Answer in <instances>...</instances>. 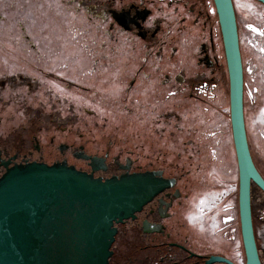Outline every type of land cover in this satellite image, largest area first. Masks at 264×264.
<instances>
[{"label": "flooded vegetation", "instance_id": "obj_1", "mask_svg": "<svg viewBox=\"0 0 264 264\" xmlns=\"http://www.w3.org/2000/svg\"><path fill=\"white\" fill-rule=\"evenodd\" d=\"M37 1L38 39L25 31L21 58L0 64V175L34 161L104 179L155 172L170 185L115 223L109 264H206L212 256L245 264L237 193L231 210L218 194L230 82L215 0ZM232 2L245 120L248 110L261 118L262 164L248 140L264 177V3ZM32 12L29 5L28 21ZM8 102L17 106L8 111Z\"/></svg>", "mask_w": 264, "mask_h": 264}, {"label": "water", "instance_id": "obj_2", "mask_svg": "<svg viewBox=\"0 0 264 264\" xmlns=\"http://www.w3.org/2000/svg\"><path fill=\"white\" fill-rule=\"evenodd\" d=\"M264 3V0H259ZM230 82V123L238 167V207L245 264H262L252 187L264 177L250 149L244 112V68L232 0H215ZM155 172L108 178L67 163L27 162L0 175V264H109L115 223L135 217L169 186ZM233 262L212 256L215 261Z\"/></svg>", "mask_w": 264, "mask_h": 264}, {"label": "rangeland", "instance_id": "obj_3", "mask_svg": "<svg viewBox=\"0 0 264 264\" xmlns=\"http://www.w3.org/2000/svg\"><path fill=\"white\" fill-rule=\"evenodd\" d=\"M35 5H33V4ZM30 5V9L32 8L33 12L30 14V20L25 16V11L27 7ZM33 5V6H32ZM32 6V7H31ZM38 1L37 0H0V64L10 63L12 62L13 55L14 57H20L22 55V51L20 48L26 46L24 42L25 31L33 32L32 36L37 38L38 29L36 25V20L38 17ZM38 39V38H37ZM37 41V40H36ZM49 42L53 43L54 40L51 39ZM61 46L65 48H76L79 47L75 45L70 39H62ZM15 49L12 54L10 50ZM3 49H9L8 51H3ZM9 55L10 58H5L3 55ZM9 59V60H6ZM6 60V61H4ZM19 63L22 62L21 59H17ZM20 68V67H18ZM17 69V68H16ZM229 89H226L228 94ZM228 98V97H227ZM224 99V97H223ZM227 100V99H226ZM222 100V107H221V125H220V139L222 143V150H221V161L222 164L221 172L223 174L222 180H226V182H222V186L220 189L221 193H218L222 197V201H226L228 205V209L231 210L230 200L233 204V201L236 200V193L237 189L234 190L237 184V174H238V167L236 165V155L234 152V145L233 139L231 138V125H230V106L228 107L227 101ZM17 104L14 102H8L6 107L8 111L16 107ZM61 107L65 109L62 105ZM252 109V108H250ZM252 111V110H251ZM68 112V110H67ZM259 117L255 118L248 110V114L246 116V129L248 137L250 136V141L252 143L254 154L260 164L261 161V153L258 152L259 150V142L257 140L260 137L259 134L256 133L255 127L261 122ZM17 121H19L17 119ZM22 121V120H21ZM65 121V120H64ZM80 120H78L79 122ZM264 121V120H262ZM200 121H196L194 124L199 123ZM188 124H190L188 122ZM187 124V125H188ZM191 127H195L194 125ZM257 134V135H256ZM261 138V137H260ZM211 144V142H210ZM211 145L208 147L210 149ZM207 148V149H208ZM252 207H253V222H254V229L255 235L260 251V255L264 261V193L258 188L256 185L252 187ZM238 236L240 238V230L238 227Z\"/></svg>", "mask_w": 264, "mask_h": 264}, {"label": "trees", "instance_id": "obj_4", "mask_svg": "<svg viewBox=\"0 0 264 264\" xmlns=\"http://www.w3.org/2000/svg\"><path fill=\"white\" fill-rule=\"evenodd\" d=\"M229 89V88H228ZM223 97H224V99L222 98V100H223V102H224V100H226L227 101V105H228V107H229V105H230V96H229V91H228V94L227 93H224L223 94ZM228 97V98H227ZM230 125H231V123H230ZM231 135H232V130H231ZM232 138V137H231ZM233 139V138H232ZM233 141V140H232ZM233 145H234V143H233ZM234 152H235V149H234ZM236 157V156H235ZM236 165H237V163H236ZM237 171H238V169H237ZM238 182H239V178H238V174H237V184H238ZM236 213H237V221H238V227H239V230H240V219H239V207H238V188H237V208H236ZM240 238H241V230H240Z\"/></svg>", "mask_w": 264, "mask_h": 264}, {"label": "snow or ice", "instance_id": "obj_5", "mask_svg": "<svg viewBox=\"0 0 264 264\" xmlns=\"http://www.w3.org/2000/svg\"><path fill=\"white\" fill-rule=\"evenodd\" d=\"M255 30V29H254ZM261 35H264V32L260 33ZM203 203V202H202Z\"/></svg>", "mask_w": 264, "mask_h": 264}]
</instances>
